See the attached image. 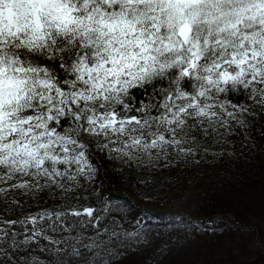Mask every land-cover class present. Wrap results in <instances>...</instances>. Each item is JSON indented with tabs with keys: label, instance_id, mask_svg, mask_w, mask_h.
Wrapping results in <instances>:
<instances>
[{
	"label": "snow or ice",
	"instance_id": "snow-or-ice-1",
	"mask_svg": "<svg viewBox=\"0 0 264 264\" xmlns=\"http://www.w3.org/2000/svg\"><path fill=\"white\" fill-rule=\"evenodd\" d=\"M243 166L264 221V0H0V264H183Z\"/></svg>",
	"mask_w": 264,
	"mask_h": 264
},
{
	"label": "trees",
	"instance_id": "trees-1",
	"mask_svg": "<svg viewBox=\"0 0 264 264\" xmlns=\"http://www.w3.org/2000/svg\"><path fill=\"white\" fill-rule=\"evenodd\" d=\"M238 171L247 173V176H241L227 189L221 188L218 193L209 192L201 196L199 193L202 187L200 190L186 189L190 199L180 211L188 213V209L193 205L208 203L215 207L206 210L203 213L205 217L219 218L222 222L230 219L240 220L242 223L254 226V230L237 234L243 239L224 238L220 243L216 242V238L206 236L201 244L177 255L175 257L177 261L183 264H264V229L261 227L264 221H262L259 198L252 188L253 182L259 177L247 166H243ZM186 175L189 180L193 179L191 173ZM112 182L114 187H118L115 180ZM180 198V196L175 197L177 201ZM195 218L194 216L193 219ZM253 244H257L258 247H253Z\"/></svg>",
	"mask_w": 264,
	"mask_h": 264
},
{
	"label": "rangeland",
	"instance_id": "rangeland-1",
	"mask_svg": "<svg viewBox=\"0 0 264 264\" xmlns=\"http://www.w3.org/2000/svg\"><path fill=\"white\" fill-rule=\"evenodd\" d=\"M257 246V244H253V247H256ZM258 247V246H257Z\"/></svg>",
	"mask_w": 264,
	"mask_h": 264
}]
</instances>
